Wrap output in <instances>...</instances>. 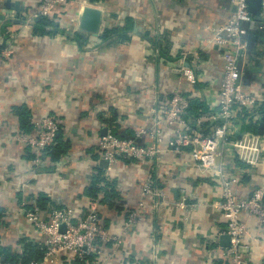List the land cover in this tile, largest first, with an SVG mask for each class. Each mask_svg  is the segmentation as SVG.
<instances>
[{
  "label": "crops",
  "instance_id": "0c3cea01",
  "mask_svg": "<svg viewBox=\"0 0 264 264\" xmlns=\"http://www.w3.org/2000/svg\"><path fill=\"white\" fill-rule=\"evenodd\" d=\"M7 1L0 0V49L11 44L14 54L0 67V247L20 255L24 240L43 241L24 212L40 194L72 209L77 218L90 209L82 194L98 168L106 178L104 159L95 153L104 131L131 136L149 126L151 111L164 110L176 88H183L192 100L193 114L216 102L223 61L211 44L214 30L228 21L234 6L232 0H66L48 17L55 27L37 33V18L28 24L26 19L44 0H11L22 7L19 12L7 8ZM86 7L101 12L97 33L80 29ZM128 19L131 30H126ZM117 28L116 35L103 36ZM246 29L249 51L242 65V87L264 95V20L255 18ZM188 52L200 58L199 63L189 57L186 61L197 75L193 85L174 72L182 53ZM22 106L31 119L50 116L58 123V136L70 143L59 161L44 157L38 166L29 148L14 141L21 131L15 108ZM263 118L260 110L242 118L238 134L257 128L255 134L262 137L259 163L245 165L228 155L240 197L264 188ZM148 179L165 198L156 199L157 208L151 198H144L145 219L123 233L125 216L143 199L142 184ZM106 180L113 193L98 199L95 208L106 231L119 235L120 242L103 246L99 264H229L223 256L229 246L221 244L227 221L219 208L220 191L186 152L164 147L156 159L120 158ZM183 198L186 205L179 206ZM243 220V264H264V228L246 214ZM55 264L80 263L63 256Z\"/></svg>",
  "mask_w": 264,
  "mask_h": 264
},
{
  "label": "built area",
  "instance_id": "2783aa9c",
  "mask_svg": "<svg viewBox=\"0 0 264 264\" xmlns=\"http://www.w3.org/2000/svg\"><path fill=\"white\" fill-rule=\"evenodd\" d=\"M66 2L44 0L39 10L26 19L27 24L33 23L37 17H52ZM232 3L234 11L224 25L214 30L211 44L217 46L223 61V74L214 98L216 102L211 105L209 102L202 113L191 117L190 99L183 88H176L164 110L151 111L149 126L137 129L131 136L107 132L100 137L95 153L107 161V178L120 158L134 161L156 159L164 147L177 153L186 152L207 176L215 179L220 191L219 208L227 221L225 234L230 237L229 247L223 249L224 258L229 264H243L240 247L247 233L243 216L246 214L254 218L264 228V188L255 189L248 197L238 196L235 191L238 178L230 166L228 155L245 165L254 166L259 163L262 137L252 131H245L240 136L238 134L242 130L244 112L255 113L259 110L264 105V95L243 90L242 65L249 51L246 25L255 18L249 12L247 0H232ZM259 18L264 20V0ZM12 47L9 44L0 51V67L12 58ZM188 57L192 63L200 62L197 53H182V62L174 72L183 81L193 85L198 80L194 69L186 63ZM31 123L32 133H18L14 141L29 148L34 155V164L39 166L47 149L54 145L60 127L50 116L31 119ZM142 197L135 209L125 216L123 233H130L145 219L144 198H151V206L157 208L160 203L156 199L165 198V193L148 179L142 184ZM98 199H89L90 209L81 218H77L75 211L69 208L54 209L48 214L47 220L42 218L41 210L35 204L31 209H25L26 217L43 239L40 243L44 251L42 259L30 264H55L63 256L69 257L73 263L99 264L103 258V246H114L120 242V236L106 231L95 208ZM177 204L185 206L186 199L183 198ZM62 224L66 225L64 233L60 231ZM0 264L21 263L0 259Z\"/></svg>",
  "mask_w": 264,
  "mask_h": 264
},
{
  "label": "trees",
  "instance_id": "16d2710c",
  "mask_svg": "<svg viewBox=\"0 0 264 264\" xmlns=\"http://www.w3.org/2000/svg\"><path fill=\"white\" fill-rule=\"evenodd\" d=\"M90 1L92 4H98V3L104 2L105 0H90ZM37 23H38L37 26L39 25L41 26L39 29L35 28V31L37 33H43L45 31V27H55L53 22L45 17H43ZM131 29H132L131 21L128 19L126 22V30H131ZM119 31L120 29L118 28L113 29V30L107 31L103 36L106 38L108 36H114L117 33H119ZM2 49H0V51ZM190 102L192 103L191 99H190ZM192 109L193 108L191 107L189 110L190 111L189 114H191L194 117L204 111L203 110L200 113L194 112L193 114ZM259 110L264 112V105H262ZM15 113L19 119L20 128H21L20 133L21 134L32 133L33 126L31 123V115H30L29 110L24 106L17 107L15 108ZM244 113H245L244 114L245 119L251 114V113L249 114V112H244ZM251 130L252 132L255 133L257 131V128L252 126ZM69 149H70V143L68 141H65L60 133V135L56 137L54 145H52L51 147L47 149L42 159L46 157V158H49L52 162H57L60 160L62 156L68 153ZM31 158L33 159L34 155H31ZM111 186L112 184L109 183L108 180H106V178L103 176V169L98 168L96 175L94 176L90 185L85 188L82 196L86 197L88 200L90 198L96 199L99 197V201H102L103 199H107L108 196L110 197V194L113 193ZM35 201H36V204H35L36 207H38L41 210V212H46L48 214L54 209L61 208L58 205H56V203L52 201L46 194H40L35 199ZM32 207L33 205L26 206L25 208L31 209ZM3 215H4V210L0 208V219L3 217ZM40 243L41 242L35 243L33 241L31 242V241L24 240L23 241L24 251L20 255L12 254L10 249L8 248L5 249V248L0 247V259H4L5 261H10L14 263L19 262L21 264H30L33 261H39L42 259L43 254H44V251L41 249L42 245Z\"/></svg>",
  "mask_w": 264,
  "mask_h": 264
},
{
  "label": "water",
  "instance_id": "95a60500",
  "mask_svg": "<svg viewBox=\"0 0 264 264\" xmlns=\"http://www.w3.org/2000/svg\"><path fill=\"white\" fill-rule=\"evenodd\" d=\"M248 9L249 12L252 14V16L256 19L259 18L262 8V0H247ZM5 6L7 8L14 7L15 10L18 12L21 10L20 4L18 2L12 3L11 0H8L5 3ZM42 17H37V21H40ZM101 25V12L99 9L93 8V7H86L82 14H81V20H80V29L83 31H86L88 33H97L99 31ZM260 126H264V118L263 122L260 124ZM107 132L104 131L103 135H105ZM58 137V134L57 136ZM101 167L106 168L107 167V161L102 160L101 161ZM66 230V225L62 224L60 227V231L64 233ZM230 243V237L229 236H222L221 237V244L224 247H228ZM4 260V259H3Z\"/></svg>",
  "mask_w": 264,
  "mask_h": 264
}]
</instances>
